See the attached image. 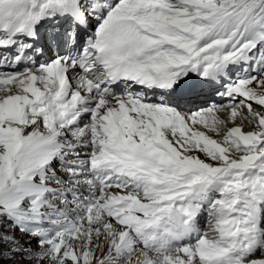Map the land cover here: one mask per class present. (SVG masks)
Returning <instances> with one entry per match:
<instances>
[{
  "label": "snow or ice",
  "instance_id": "snow-or-ice-1",
  "mask_svg": "<svg viewBox=\"0 0 264 264\" xmlns=\"http://www.w3.org/2000/svg\"><path fill=\"white\" fill-rule=\"evenodd\" d=\"M0 264H264V0H0Z\"/></svg>",
  "mask_w": 264,
  "mask_h": 264
},
{
  "label": "bare ground",
  "instance_id": "bare-ground-1",
  "mask_svg": "<svg viewBox=\"0 0 264 264\" xmlns=\"http://www.w3.org/2000/svg\"><path fill=\"white\" fill-rule=\"evenodd\" d=\"M245 129H246V128H245ZM246 130H248V128H247Z\"/></svg>",
  "mask_w": 264,
  "mask_h": 264
}]
</instances>
